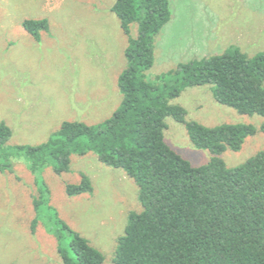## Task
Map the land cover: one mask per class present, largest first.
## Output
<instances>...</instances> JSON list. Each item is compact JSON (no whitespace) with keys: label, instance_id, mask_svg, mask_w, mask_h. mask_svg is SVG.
Segmentation results:
<instances>
[{"label":"trees","instance_id":"obj_1","mask_svg":"<svg viewBox=\"0 0 264 264\" xmlns=\"http://www.w3.org/2000/svg\"><path fill=\"white\" fill-rule=\"evenodd\" d=\"M110 12L127 38L126 66L117 78L122 100L112 115L96 125L63 122L45 143L15 146L12 154L5 152L11 130L0 123V173H13V155L24 158L34 179L30 234L40 225L54 238L62 264H103L102 254L59 218L40 175L46 167L56 175L68 173L72 155L93 153L134 181L142 208L128 215L113 264H264V152L233 168L221 158L238 152L257 130L188 122L185 109L170 104L186 89L209 86L216 104L264 117V52L249 58L229 47L150 81L146 73L153 66L155 38L171 17L170 0H115ZM22 27L35 41L49 29L46 19L26 20ZM168 118L184 127L193 148L210 154L207 164L194 167L166 144ZM259 132L264 135V123ZM92 191L85 175L65 187L67 197Z\"/></svg>","mask_w":264,"mask_h":264},{"label":"rangeland","instance_id":"obj_2","mask_svg":"<svg viewBox=\"0 0 264 264\" xmlns=\"http://www.w3.org/2000/svg\"><path fill=\"white\" fill-rule=\"evenodd\" d=\"M115 0H0V123L11 130L5 152L45 143L63 122L96 125L109 118L122 97L117 78L125 69L127 38L110 12ZM171 17L154 42L148 80L177 65L238 48L251 58L264 52V0H170ZM46 19L38 41L22 23ZM136 36V25L131 26ZM211 87L189 88L170 101L185 120L205 127L251 125L257 133L238 152L222 156L226 167L264 152V117L239 115L214 102ZM164 140L192 166L207 164L206 151L192 147L184 127L166 119ZM13 173H0V264H62L54 238L39 225L32 236L33 176L23 157L10 156ZM50 205L73 231L113 264L116 242L130 213H140L138 187L123 171L101 164L93 153L72 155L68 173L40 172ZM87 176L93 191L67 197L65 187Z\"/></svg>","mask_w":264,"mask_h":264}]
</instances>
